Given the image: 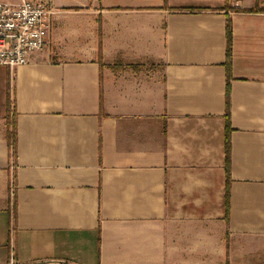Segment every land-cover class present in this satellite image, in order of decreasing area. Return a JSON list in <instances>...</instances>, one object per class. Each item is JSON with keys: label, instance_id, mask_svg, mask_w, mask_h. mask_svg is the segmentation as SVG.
Returning a JSON list of instances; mask_svg holds the SVG:
<instances>
[{"label": "crops", "instance_id": "crops-1", "mask_svg": "<svg viewBox=\"0 0 264 264\" xmlns=\"http://www.w3.org/2000/svg\"><path fill=\"white\" fill-rule=\"evenodd\" d=\"M42 1L46 45L0 65V264H264L255 0Z\"/></svg>", "mask_w": 264, "mask_h": 264}, {"label": "built area", "instance_id": "built-area-1", "mask_svg": "<svg viewBox=\"0 0 264 264\" xmlns=\"http://www.w3.org/2000/svg\"><path fill=\"white\" fill-rule=\"evenodd\" d=\"M51 9L42 0L0 2V65L12 68L29 61L33 51L42 49L50 30ZM6 264H66L55 258Z\"/></svg>", "mask_w": 264, "mask_h": 264}, {"label": "trees", "instance_id": "trees-1", "mask_svg": "<svg viewBox=\"0 0 264 264\" xmlns=\"http://www.w3.org/2000/svg\"><path fill=\"white\" fill-rule=\"evenodd\" d=\"M262 0H255V4L253 7L248 9H243L246 11H264V6H261ZM225 37H226V50H225V65L227 68V76L229 71L230 64V51H231V23L229 18H226L225 21ZM100 46V43H99ZM100 53V49L98 50ZM224 170H225V195H224V203H225V219H227L228 212V200H229V137L228 134L230 132V124H229V86L228 82L225 86V112H224ZM11 124V125H10ZM11 126L10 133L8 134V141L14 153V144H15V132H14V121L9 123Z\"/></svg>", "mask_w": 264, "mask_h": 264}, {"label": "rangeland", "instance_id": "rangeland-1", "mask_svg": "<svg viewBox=\"0 0 264 264\" xmlns=\"http://www.w3.org/2000/svg\"><path fill=\"white\" fill-rule=\"evenodd\" d=\"M195 1H198V0H195ZM209 1H211V3H221V2H223V3H225L224 2V0H199V2H201V3H209ZM228 1H233V0H228Z\"/></svg>", "mask_w": 264, "mask_h": 264}]
</instances>
